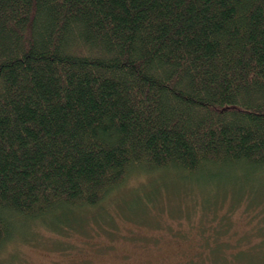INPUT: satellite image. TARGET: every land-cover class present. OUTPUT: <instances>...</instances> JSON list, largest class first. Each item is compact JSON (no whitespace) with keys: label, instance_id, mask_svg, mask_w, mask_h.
Returning a JSON list of instances; mask_svg holds the SVG:
<instances>
[{"label":"trees","instance_id":"trees-1","mask_svg":"<svg viewBox=\"0 0 264 264\" xmlns=\"http://www.w3.org/2000/svg\"><path fill=\"white\" fill-rule=\"evenodd\" d=\"M132 172L166 178L129 206ZM263 176L264 0H0V248L165 179L264 204Z\"/></svg>","mask_w":264,"mask_h":264},{"label":"rangeland","instance_id":"rangeland-1","mask_svg":"<svg viewBox=\"0 0 264 264\" xmlns=\"http://www.w3.org/2000/svg\"><path fill=\"white\" fill-rule=\"evenodd\" d=\"M162 178L132 172L115 201L129 197L126 204L132 206L135 196L146 197L147 179ZM162 184L167 188L148 198L151 210L145 201L134 211L108 199L104 213L116 218H95L97 210L84 209L87 219L60 229L32 221L25 235L16 234L0 248V264H264L263 201L239 205L226 193L208 204V188L167 179Z\"/></svg>","mask_w":264,"mask_h":264}]
</instances>
